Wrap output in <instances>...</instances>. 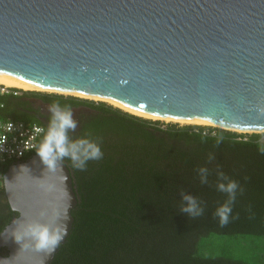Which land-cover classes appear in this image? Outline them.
I'll list each match as a JSON object with an SVG mask.
<instances>
[{
	"label": "water",
	"instance_id": "water-1",
	"mask_svg": "<svg viewBox=\"0 0 264 264\" xmlns=\"http://www.w3.org/2000/svg\"><path fill=\"white\" fill-rule=\"evenodd\" d=\"M0 78L263 133L264 0H0ZM4 190L18 216L0 233V264H50L60 245L21 250L12 233L47 210L65 242L71 169L50 173L36 152L8 167Z\"/></svg>",
	"mask_w": 264,
	"mask_h": 264
},
{
	"label": "trees",
	"instance_id": "trees-1",
	"mask_svg": "<svg viewBox=\"0 0 264 264\" xmlns=\"http://www.w3.org/2000/svg\"><path fill=\"white\" fill-rule=\"evenodd\" d=\"M22 92L0 95V118L44 125L32 115L29 97L62 108L90 107L93 114L83 115L76 132L69 135L73 141L98 142L103 153L83 170L64 160L78 203L72 211V229L50 264H264V132L238 133L197 124L163 126L159 119L104 101ZM44 129L35 152L48 128ZM10 165L0 163V174ZM201 168L208 169L207 183H201ZM220 173L227 179L222 180ZM229 180L238 188L228 223L222 227L214 214L229 202V194L218 191L217 185ZM182 192L197 199L202 215L181 212ZM15 216L18 213L0 185V233ZM221 237L233 243L244 237L261 241L245 248L250 257L233 253L227 257L214 250ZM1 253L7 255V248Z\"/></svg>",
	"mask_w": 264,
	"mask_h": 264
},
{
	"label": "clouds",
	"instance_id": "clouds-1",
	"mask_svg": "<svg viewBox=\"0 0 264 264\" xmlns=\"http://www.w3.org/2000/svg\"><path fill=\"white\" fill-rule=\"evenodd\" d=\"M51 113L47 132L42 140L37 155L40 157L45 169L50 173H55L58 166L67 158L73 166L83 170L89 160L102 158L100 144L87 138L72 140L70 133H74L78 127V121L74 119L71 107L62 108L59 104L50 106ZM212 157L209 158L211 161ZM29 169L21 166V170ZM30 170V169H29ZM201 183H207V168L198 170ZM221 179H227L223 173L219 174ZM41 187L45 185L41 184ZM238 183L229 180L227 184L221 182L217 185V190L229 194V202L217 209L215 216L220 217V224L223 227L228 223L231 214L230 204L235 201V193ZM46 190H51L48 186ZM181 199L185 205L181 207V212L195 217L203 214V207L198 204L197 199L190 193H181ZM40 219H29L19 223L13 230L12 236L21 245V250H32L35 252L51 253L60 245L67 235V225L60 223L58 213L49 216L47 210L39 213ZM45 218H47L45 220ZM42 220L44 222H42Z\"/></svg>",
	"mask_w": 264,
	"mask_h": 264
},
{
	"label": "built area",
	"instance_id": "built-area-1",
	"mask_svg": "<svg viewBox=\"0 0 264 264\" xmlns=\"http://www.w3.org/2000/svg\"><path fill=\"white\" fill-rule=\"evenodd\" d=\"M8 87L0 83V95H21L20 88ZM44 125L26 123L23 120L0 118V163L15 164L28 160L35 152ZM0 185L4 186V173L0 174Z\"/></svg>",
	"mask_w": 264,
	"mask_h": 264
},
{
	"label": "rangeland",
	"instance_id": "rangeland-1",
	"mask_svg": "<svg viewBox=\"0 0 264 264\" xmlns=\"http://www.w3.org/2000/svg\"><path fill=\"white\" fill-rule=\"evenodd\" d=\"M17 88V87H16ZM21 89V88H20ZM22 91H39V92H44V93H59V92H50V91H41V90H27V89H21ZM61 94V93H59ZM64 95H69L66 93H63ZM76 97H80V96H76ZM82 98V97H80ZM84 98V97H83ZM28 101L30 102V104L32 106H34V108L38 109V110H43V112L47 113L50 112V105H48L47 103H43V101H41L39 98L36 97H29L27 98ZM87 99V98H84ZM90 99V98H88ZM90 100H94V101H101V100H96V99H90ZM105 102V101H104ZM123 110V109H122ZM93 114V110L90 109V107L87 106H80V107H76L73 109V115H74V119H76L78 122L80 120V118L83 115H91ZM156 120V119H154ZM164 122V125L167 123H178L179 125H188L190 123H180V122H176V121H166V120H161ZM79 124V123H78ZM197 125H205V124H197ZM206 126H212V127H217L214 125H207ZM238 133H253V132H238ZM262 142L264 143V137ZM256 241H261V239H253L251 237H244L240 239V242L237 243H233L230 242L229 240H226V238L221 237L217 240V248H215L214 250L217 251L218 254H224L227 257L229 255H232L231 253H233L234 255H240L242 257H250V255H248L245 252V248L249 247V244H252ZM244 242V244H243ZM203 254H205L206 256L208 255V253L206 251H201ZM213 252V251H212ZM248 255V256H246Z\"/></svg>",
	"mask_w": 264,
	"mask_h": 264
},
{
	"label": "bare ground",
	"instance_id": "bare-ground-1",
	"mask_svg": "<svg viewBox=\"0 0 264 264\" xmlns=\"http://www.w3.org/2000/svg\"><path fill=\"white\" fill-rule=\"evenodd\" d=\"M0 83L3 85H6L8 87H17V88H21V89H29V90H41V91H50V92H59V93H66V94H70L69 92L66 91H60V90H56V89H50V88H44L43 87H39V86H34V85H30L27 83H23V82H12L10 80H6V79H2L0 78ZM75 96H80V97H84V98H90V99H96V100H101V101H105L115 107H118L120 109H123L124 111H127L129 113H135V115L141 116V117H145V118H149V119H160V120H166V121H176V122H180V123H190V124H207V125H214V126H222L223 125L213 122V121H208V120H203V119H190V120H186V119H174V118H168V117H162V116H157V115H151V114H146L140 111H136L130 107H127L117 101H114L112 99L109 98H104V97H98V96H93V95H83V94H79V93H71Z\"/></svg>",
	"mask_w": 264,
	"mask_h": 264
},
{
	"label": "flooded vegetation",
	"instance_id": "flooded-vegetation-1",
	"mask_svg": "<svg viewBox=\"0 0 264 264\" xmlns=\"http://www.w3.org/2000/svg\"><path fill=\"white\" fill-rule=\"evenodd\" d=\"M41 100V99H40ZM42 101V100H41ZM46 103V102H44ZM48 105L52 106L50 103H47ZM32 106V105H31ZM32 115L41 123H43L46 128H48L49 125V121H50V117H51V113L50 112H43V110H38L36 108H34V106H32ZM45 130V129H44Z\"/></svg>",
	"mask_w": 264,
	"mask_h": 264
}]
</instances>
